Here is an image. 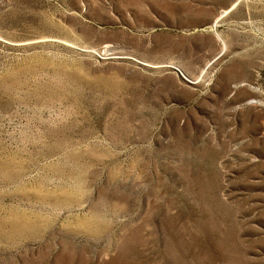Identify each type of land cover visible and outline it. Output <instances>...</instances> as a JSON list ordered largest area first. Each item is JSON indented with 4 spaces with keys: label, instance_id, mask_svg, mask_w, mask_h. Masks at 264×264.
Segmentation results:
<instances>
[{
    "label": "rangeland",
    "instance_id": "1",
    "mask_svg": "<svg viewBox=\"0 0 264 264\" xmlns=\"http://www.w3.org/2000/svg\"><path fill=\"white\" fill-rule=\"evenodd\" d=\"M0 264H264V0H0Z\"/></svg>",
    "mask_w": 264,
    "mask_h": 264
},
{
    "label": "bare ground",
    "instance_id": "2",
    "mask_svg": "<svg viewBox=\"0 0 264 264\" xmlns=\"http://www.w3.org/2000/svg\"><path fill=\"white\" fill-rule=\"evenodd\" d=\"M246 2H247V1H246ZM253 89L256 90V89H258V87H253ZM254 103H256V100H251V101L248 102V104H252V105H253Z\"/></svg>",
    "mask_w": 264,
    "mask_h": 264
},
{
    "label": "water",
    "instance_id": "3",
    "mask_svg": "<svg viewBox=\"0 0 264 264\" xmlns=\"http://www.w3.org/2000/svg\"><path fill=\"white\" fill-rule=\"evenodd\" d=\"M183 78H184L186 81L190 82L185 76H183Z\"/></svg>",
    "mask_w": 264,
    "mask_h": 264
}]
</instances>
